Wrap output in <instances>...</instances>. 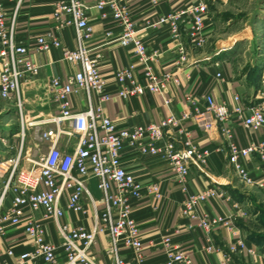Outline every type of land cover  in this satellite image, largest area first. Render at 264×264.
<instances>
[{"label":"built area","instance_id":"2783aa9c","mask_svg":"<svg viewBox=\"0 0 264 264\" xmlns=\"http://www.w3.org/2000/svg\"><path fill=\"white\" fill-rule=\"evenodd\" d=\"M21 1H16L9 18L0 0V98L13 108L17 118L16 139L10 138L5 143L9 155L0 156V264H98L90 251L99 234L107 238L105 253L110 264H144V243L131 215L130 203V199L142 197V187L124 167L122 151L129 148L143 155L161 157L184 186L191 170H202L210 153L196 147L187 129H179L176 140H166V129L178 122L174 117L157 124L116 128L104 110L112 94L105 91L106 79L99 71L102 54L86 45L93 32L88 3L98 11L105 25V37L111 36L112 27H119L118 42L123 46L132 45L142 65L141 73L133 64L113 73L119 85L116 96L127 99L145 93L162 95L167 86L179 85V81L174 73H156L147 64L149 57L132 19L130 0H54V25L45 36L38 37L31 48L44 52L52 46L58 47L62 59L78 69L65 80L52 75L45 81L44 98L57 103L58 113L34 119L26 88L38 75L40 67L31 57L29 47L17 40L16 19ZM174 1L168 13L147 19L145 26L166 27L171 38L179 41L181 25H184L189 46L202 49L212 21L208 1ZM160 2L147 0L154 14ZM63 28L73 29L74 46L62 43L56 36L55 31ZM177 51L175 63L180 66L188 61L189 52L180 42ZM216 76L223 81L220 72ZM260 84L263 101L246 106L238 95L233 97L235 105L232 108L225 100L204 95L205 112L212 116L204 127L206 132L218 131L227 141L228 160L238 180L244 185L264 187V177L253 178L243 163V159L252 155L264 161V141L242 146L229 126L236 117L246 128L256 130L264 125V70ZM80 92L85 94L86 107L77 110L70 105L69 97ZM189 96L187 102L190 104L192 98ZM241 115L244 117L240 118ZM188 117L189 113L184 112L181 119ZM65 136H73L74 140L62 148L59 141ZM92 179L100 192L99 199L88 190ZM147 192L155 200L160 198L156 183L148 187ZM214 197L230 198L226 191L213 186L187 195L181 204L182 212L197 219V227L206 233L220 225L231 226L233 220L197 214V206ZM83 198L92 209L91 229L71 225L65 219L66 210L83 211ZM234 207L242 214L237 202ZM162 245L166 249L163 264H210L193 261L185 250L173 246L169 238H165ZM245 248L246 241L238 238L229 246V253ZM206 249L211 250L210 247ZM123 251L130 252V259L123 256ZM248 251L253 254L252 249ZM224 258L228 261L229 255L225 253Z\"/></svg>","mask_w":264,"mask_h":264},{"label":"crops","instance_id":"0c3cea01","mask_svg":"<svg viewBox=\"0 0 264 264\" xmlns=\"http://www.w3.org/2000/svg\"><path fill=\"white\" fill-rule=\"evenodd\" d=\"M16 1L2 0V5L9 18ZM174 2V0H161L154 14L147 0H130V9L132 19L138 29V36L143 41L149 57L147 64L156 73H174V78L179 81V85L170 84L164 89L162 95L145 93L137 98L127 99L115 95L119 85L114 80L113 73L131 64L135 66L138 73H141L142 65L134 55L132 45L123 46L118 42L117 36L121 31L119 27H112L111 36L105 37V25L99 13L93 9L90 2L88 3L89 23L93 32L91 38L86 41V45L90 49L100 50L102 54L99 71L106 79L105 91L112 94L104 104V110L105 114L115 123L116 128L157 124L169 117H174L178 122L166 129L168 132L165 134V139L176 140L178 130L187 129L196 147L210 153L202 170H191L184 186L178 182L168 163L161 157L143 155L129 148L122 151L124 167L133 173L142 187V197L130 199V203L132 205L131 215L139 226L144 243V264H163L166 249L162 241L165 238H169L173 246L185 250L193 261H208L210 264H240L243 261L248 263L254 254L248 251L253 247L250 243L246 242L248 249L229 253V246L238 238H243L240 229L233 221L231 226L220 225L206 233L197 227V219H192L182 212L181 204L187 195L215 186L226 191L230 198H211L197 206V214L206 213L210 217H231L233 220L235 216H239V209L234 207L236 200L232 193L236 189V182L240 181L230 166L225 138L218 131H205L204 123L211 121L212 116L205 112L204 95L211 94L215 100H225L231 108L235 105L234 95L240 97L244 106L263 101L260 99V79L264 70V35L261 50L257 46L250 45L252 32L250 28H246L244 38L249 42L244 50L239 51L238 49L234 55L218 51L231 48L233 46L231 39H235L231 38V41H223L220 48L216 45L217 51L212 55L199 53L200 49H193L189 46L184 25H181L179 41L171 38L166 27L154 29L145 26L147 19L157 14L168 13ZM53 3L54 0H22L16 19L17 40L29 47L31 57L40 67L38 75L26 88V98L32 108V117L37 120L58 113L57 103L46 101L44 98L45 81L52 75L65 80L69 74L78 69L76 65L62 59L61 50L58 47L52 46L44 52H36L31 48L35 40L40 36H45L54 25ZM213 24L215 23L211 21L209 35L213 31ZM55 34L62 43L75 45L72 28L57 29ZM179 42L184 44L189 52L188 61L180 66L175 63ZM214 55L215 57H212ZM218 72L222 74L223 81L217 78ZM188 95L192 98L190 104L187 102ZM69 103L74 109H84L86 107L85 94L80 92L69 97ZM184 112L189 113V117L181 119ZM246 113L247 111L244 115ZM234 119L236 121H231L229 126L240 145L245 146L250 142L264 141V125L254 130L238 123V117ZM1 130L2 128H0V135ZM73 140V136L62 137L59 145L66 148ZM175 143L178 147L180 146L179 142ZM243 163L253 178L264 177V161L258 155L243 159ZM234 178L237 179L234 180ZM155 183L159 185L160 191V198L157 200L147 192V188ZM87 186L91 195L99 199L100 192L95 180H90ZM82 202L83 211L75 213L66 210L65 219L71 225L91 229L94 223L92 209L85 198ZM98 207L101 208V205ZM191 225L193 228L190 229ZM106 244V236L99 234L90 251L98 264H110V258L105 253ZM206 247H210L211 250L208 251ZM225 253L229 255L228 261L224 258ZM122 254L126 259L131 257L129 251H123Z\"/></svg>","mask_w":264,"mask_h":264},{"label":"rangeland","instance_id":"374dc122","mask_svg":"<svg viewBox=\"0 0 264 264\" xmlns=\"http://www.w3.org/2000/svg\"><path fill=\"white\" fill-rule=\"evenodd\" d=\"M208 9L211 20L215 24L205 46L199 50V53L212 55L217 51L216 45L220 48L223 41L231 38H235L231 39L233 46L227 50L218 51L234 55L238 49L244 50L249 42L244 38L246 28H250L252 32L250 45L257 46L261 50L264 35V0H212L208 2ZM16 124L15 111L0 98V128H2L0 156L1 154L9 155L5 143H8L10 138L16 139L14 135ZM236 183V189L232 194L242 214L239 213V216H235L232 221L240 229L243 239L253 246L254 253L248 263L243 261L240 264H264V187Z\"/></svg>","mask_w":264,"mask_h":264}]
</instances>
